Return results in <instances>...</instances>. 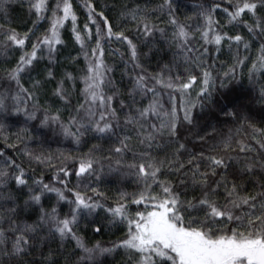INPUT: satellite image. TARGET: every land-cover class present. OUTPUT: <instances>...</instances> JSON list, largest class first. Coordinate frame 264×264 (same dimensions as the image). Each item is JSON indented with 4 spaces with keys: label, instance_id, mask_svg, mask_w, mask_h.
<instances>
[{
    "label": "trees",
    "instance_id": "trees-1",
    "mask_svg": "<svg viewBox=\"0 0 264 264\" xmlns=\"http://www.w3.org/2000/svg\"><path fill=\"white\" fill-rule=\"evenodd\" d=\"M37 2L9 0L3 4L4 10L0 11V46L5 42L4 33L9 30L14 29L21 36L31 30L23 48L12 45L0 52V98L4 99L5 105L0 110V153H3L0 155V171H7L12 177L5 178L6 183L0 186V227L5 230L4 236L0 237L4 241L0 244V264H133L129 259V250L119 247L110 253H96L88 258V253L77 246L76 240L62 239L51 230L50 224L42 223V214L55 208L59 218H66L75 206L72 203L74 193L91 197L89 202L103 207L91 212L82 210L74 230L88 248L97 244L102 248H113L126 238L128 229L126 223H113L107 209L122 203L132 216L137 211H145V204L132 203V199L144 190V183L128 165L146 160L147 157L140 155L146 151L161 160L170 158L175 145L147 148L139 143L133 125L125 124L128 115H134L137 108L146 107L152 98L151 93L147 96L131 94L134 77L138 74H162L165 79L171 77L174 84L184 82L189 74L197 76V82L184 98L197 104L193 109L194 125H178L177 139L197 155L203 152L205 156L232 158L231 167L217 169L218 175L209 176V183L226 175L231 187L237 175L234 170L242 168L245 162L264 161V149L257 142L264 143V136L261 135L264 131V97L261 95L264 92V68L260 66L259 59L264 56V6L258 5L255 15L245 12L241 17L242 23H229L223 8L231 11L236 0L232 5L226 0H172L171 15L168 7L160 8L163 0H68L76 16L75 24L69 17L58 26L62 42L53 44L51 51L49 46L41 45L37 51L38 58L19 74L17 84L9 78V73L16 68L20 56L30 52L32 44L39 38L51 36L54 19L63 16L62 10H57L56 16H53L57 0H47L40 13L32 7ZM218 3L222 7L212 13L217 23L213 25L215 33L209 32V39L215 34L226 37L240 35L243 38L241 42L225 38L220 45L205 44L201 35L206 30L204 14ZM88 4L95 9L92 13L95 24L89 19L91 9ZM98 13H103L114 33H123L132 41L142 67H135L136 62L131 58L126 40L106 35V26ZM172 18L188 32L187 47L200 52L207 49L202 57L206 63L200 67L209 70L212 79L204 97L197 96L203 87L200 67L185 60V55L192 57L199 53H188L177 46L183 42L174 35L176 26L169 23ZM142 22L153 26L151 35H145ZM257 23L261 28L256 27ZM97 25L100 26V35L97 34ZM74 27L82 36L83 46L75 40ZM249 27L253 31H249ZM97 43L99 50L97 55H93ZM238 60H243V63L238 64ZM98 61L104 65L101 69L104 83L100 90L105 96H113L111 107L116 109L118 119L112 121L115 125L112 132L100 134L89 130L77 141L74 136L65 134V129L75 133L79 123L87 124L86 111L90 107L97 113L104 111L98 101L95 105L88 102L83 92L84 78L94 75L88 72V68ZM254 64L256 68H253ZM232 68H235L234 76L226 77L224 73ZM148 83L160 93L166 110L171 108L170 97L175 96L177 114L182 117V94L163 88L153 80ZM61 88L63 98L57 95V90ZM121 102L125 107H121ZM73 117L77 124H73ZM98 118V115L92 117L93 120ZM158 119L150 117L152 122H158ZM125 136L130 137L126 141L129 150L115 153L113 149L120 146L119 140ZM158 140L163 144L168 137H158ZM242 146L253 151L241 152ZM188 158L187 152L179 156V160L184 162ZM245 158H251V161ZM88 159L93 161L90 173L76 175L80 162ZM8 161H14L24 170L27 186L15 183L18 169L14 166L5 168ZM204 163L206 165L207 162ZM186 170L177 173L165 168L158 175L161 180L171 182L181 200L193 201L201 197L202 189L193 185L190 173L184 174ZM201 170L204 171L205 167ZM61 180L64 183H60ZM34 181L61 189L67 200L59 201L55 193H44L39 204L25 206L31 195L29 189L35 191L38 188ZM239 183L242 192L256 194L262 190L260 185L264 184V171L257 168L255 175H245ZM149 191L151 195H163L156 184ZM212 198L223 205L224 188H217ZM147 207L150 210L151 205ZM189 212L197 219H203V212L191 209ZM189 212L184 213L186 218ZM25 226H36V231L26 234L29 239L26 251L18 257L12 256L14 239ZM97 227L99 232L95 231ZM214 227L231 228L234 225L217 221ZM4 252L9 255H3Z\"/></svg>",
    "mask_w": 264,
    "mask_h": 264
},
{
    "label": "snow or ice",
    "instance_id": "snow-or-ice-1",
    "mask_svg": "<svg viewBox=\"0 0 264 264\" xmlns=\"http://www.w3.org/2000/svg\"><path fill=\"white\" fill-rule=\"evenodd\" d=\"M9 0H0V11H3V4L8 3ZM229 5L233 4V0H226ZM47 0H38L32 7L36 9L37 13L44 10ZM172 0H163V4L160 8H169V15H171ZM259 6H264V0H236L232 10L224 7L223 11L227 13L229 17V23H242V15L245 12H250L255 15L256 9ZM91 9L89 19L92 23H96V20L92 18V13L95 9L90 4L87 5ZM222 7L221 4H216L211 11L205 13L206 30L201 33L205 44L220 45L222 39L234 40L239 43L242 41L240 35L234 37H226L220 34H215L209 39V32L215 33L213 25L217 23L213 19L212 13ZM62 10L63 16L54 19L52 23L51 36L45 35L43 38H39L36 43L32 44V50L30 52H24L17 63L15 69L9 73V78L19 84V74L25 71L26 68L33 65L37 57V51L41 45L51 46L53 44H60L62 41L59 38L57 31L64 20L71 17L73 24H75L76 16L71 11V4L68 0H57L55 9H53V16H56V11ZM106 26V35L111 38L113 36L116 39L126 40L131 49V58L135 63V67H142L138 63V55L135 45L131 40H128L123 33H114L112 27L109 24L107 18L103 17V13L97 14ZM135 13H133V19H135ZM169 23L176 26V32L174 35L183 43L177 46L182 51L188 53L198 52L199 55H193L188 57L185 55L186 61H191L200 67L205 60L202 57L207 53V49L200 52L199 49H193L187 47L188 45V32L185 31L184 26L178 24L175 18H172ZM2 27V26H0ZM85 25V29H87ZM257 28H261V25L257 23ZM142 28L145 35H151L153 32V26L148 23L142 22ZM264 30V29H262ZM75 34V40L83 46V39L81 34L73 28ZM163 31V30H160ZM249 31H253L249 27ZM29 32H25L22 36L18 34L14 29L4 33V43L0 46V52L4 49L15 45L23 48L25 41L29 36ZM97 34L100 35V26L97 25ZM248 47L247 44L244 45ZM99 50V43H97V49L93 50V55H97ZM264 51V46H262ZM102 55V52L99 53ZM260 66L264 68V56L260 57ZM238 64H242L243 60H238ZM104 67L102 61H98L95 65H91L88 68L89 75L84 78L85 88L83 92L87 95V101L95 105L99 102V107L104 109L99 113L92 110L90 107L86 111L88 118L87 124L79 123L76 132L73 133L69 129H65V134L72 135L79 141L80 136L85 132L92 130L100 134L110 133L113 131L114 124L112 121L117 120V112L115 108H112L113 96H105L100 90L101 85L104 83L103 73L101 69ZM167 67V65L165 66ZM257 65H253L256 68ZM203 73L202 85L200 91L197 93L198 97H204L208 93V86L212 79L211 72L203 67H200ZM110 71V69H109ZM235 68L225 72L224 75L234 76ZM51 75V73H49ZM179 81V77L176 78ZM153 80L156 84L163 88L171 89L174 92L182 94V103L180 111L183 113L182 117L177 114V108L175 105V96L170 97L171 108L166 110L164 104L161 102L160 93L153 86H150L148 81ZM197 82V76L189 74L184 82L174 84L172 78L165 79L162 74L156 75H137L134 77V88L132 95L147 96L152 94L149 103L146 107H140L135 110V114L128 115L125 119V124L133 125L136 129L137 136L139 137V143L146 145L147 148L153 146L163 148L168 144H174V151L170 158L166 157L164 160L154 157L149 152H143L140 155L147 157L141 163H132L128 167L135 170V174L140 177L144 183V190L138 194V197L132 199V203L141 205L145 204V211H137L132 216L126 210L124 204H118L114 208H109L107 211L112 216V222H121L127 224V236L120 243L115 244L113 248H102L97 244L94 248H88L83 240L76 234L74 226L77 223L80 212L84 209L89 212L94 211L97 207H103L95 202H89L91 197L85 198L79 192L74 193L75 205L70 214L66 218H59L57 216V210L53 208L51 212L44 213L41 216L42 223L51 225V230L57 233L62 239L71 238L77 241V246L85 253H88V258H91L93 254H105L112 252L115 248H124L129 250V259L133 261V264H264V184L260 185L261 191L256 194L244 193L241 190V184L239 181L244 179L245 175H255L257 168L264 171V161L256 160L251 161V158H245L247 161L243 164V167L236 169L237 175L234 176L229 187V181L226 175H221L220 180H213L209 183V176L216 177L218 175L217 169H228L231 167V157L225 158L222 156H205L203 152L199 155L192 153L185 143L179 142L178 137V125L188 124L194 125L193 109L197 107V104L184 99L188 95V90ZM26 91L25 89H21ZM57 95H61L63 98V89L57 90ZM264 97V92L261 93ZM5 107L4 99L0 98V110ZM121 107H125L121 102ZM80 108H84V105H80ZM20 111V109H17ZM97 120H93L92 117L97 116ZM150 117H157L158 122H152ZM58 119V118H53ZM73 124H77L76 118L73 117ZM102 122V123H101ZM83 129V131H81ZM261 131V130H256ZM261 135L264 136V131H261ZM168 137L163 144L158 140V137ZM130 137L125 136L119 140L120 146L115 147L113 151L117 154H122L126 150H129V145L126 142ZM260 143V147L264 149V143ZM241 152L253 151V149L242 146ZM187 152L189 158L186 162L180 161L179 156ZM3 155V153H0ZM39 159V157H37ZM207 162L206 165L204 162ZM119 163V161H117ZM14 166L18 169L17 174L14 177L15 183L18 186H27L28 181L25 179V173L19 165L14 161H8L4 167ZM202 167L205 170L202 171ZM93 168V161L83 160L79 164V170L76 173L78 176H83L85 173H90ZM165 168L170 171L181 172L185 170V175L190 173L191 181L193 185H199L202 189L201 197L194 199L193 201L181 200L180 195L174 191L171 182L167 180H161L159 173ZM65 175L68 172L64 169ZM5 178L12 179L7 171H0V186L6 183ZM184 181H181L183 183ZM38 186L37 190L33 191L31 188L29 191L31 195L28 201H25V206L30 203L39 204L41 197L44 193H55L59 201H66L67 197L64 191L51 186L42 181H34ZM60 183H64L63 180ZM156 184L160 187L163 195H151L150 189L152 185ZM223 187L225 190V203L221 205L215 199L213 195L216 193L217 188ZM70 191V190H69ZM95 191V189H93ZM150 204L151 208L147 207ZM194 212H203V219H197L192 215L189 210ZM15 211V209H12ZM189 212V216L186 218L184 213ZM217 221H226L233 224L231 228H215L214 225ZM15 231L16 229H12ZM36 226H25L20 230V234L14 239L13 249L10 255L20 256L26 251V246L29 244V239L26 234L35 232ZM95 231L99 232L100 228L97 227ZM5 230L0 227V237H3ZM3 239H0V244H3ZM138 254V255H137ZM3 255H9L4 252Z\"/></svg>",
    "mask_w": 264,
    "mask_h": 264
}]
</instances>
